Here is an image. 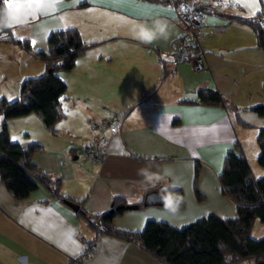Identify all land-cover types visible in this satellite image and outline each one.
<instances>
[{"label": "crops", "instance_id": "crops-1", "mask_svg": "<svg viewBox=\"0 0 264 264\" xmlns=\"http://www.w3.org/2000/svg\"><path fill=\"white\" fill-rule=\"evenodd\" d=\"M28 9L23 16L18 13L26 22L17 23L11 32H16L15 38L25 37L31 49L0 39V55L13 51L18 69L37 71L32 75L45 71L44 60L34 52L47 50L54 30L75 27L89 45L74 67L64 71V78L58 72L66 83L62 108L67 105V112L74 114L66 115L64 110L61 120L70 130H56L51 136L42 133L40 142L27 128L21 140L18 132L12 134L15 123L7 118L12 140L42 143L43 150L32 159L44 171L61 177L60 192L82 200L91 215L108 211L114 196L139 203L110 221L132 231L142 230L149 219L181 228L210 213L235 217L236 203L223 192L219 180L226 152L239 142L252 175H264V166H253L258 164L256 137L264 127V115L251 109L264 103V50L257 45L252 27L237 18L254 17L252 9L244 7L243 0L224 11L204 9L208 69L201 71L170 63L171 42L181 33L171 0H59L47 15ZM156 18L168 21L167 39L145 44L131 37L129 21ZM27 71L20 74L19 83L28 77ZM201 88L217 90L225 103L199 102ZM15 120L34 121L38 128L41 122L44 125L37 112ZM110 125H116L117 131ZM96 131L108 140L102 161L80 149ZM149 165L154 172L169 169L171 176L153 188L138 175V169ZM161 185L182 188L184 205L172 209L140 205L146 192ZM263 234L264 222L256 219L252 236ZM90 244L94 247L86 252ZM259 261L250 256L237 264ZM0 264L165 263L135 242L98 231L40 182L24 199L0 182Z\"/></svg>", "mask_w": 264, "mask_h": 264}, {"label": "trees", "instance_id": "trees-1", "mask_svg": "<svg viewBox=\"0 0 264 264\" xmlns=\"http://www.w3.org/2000/svg\"><path fill=\"white\" fill-rule=\"evenodd\" d=\"M5 6L7 5L0 0V7ZM237 18L252 27L257 45L264 50V30L254 17ZM3 32L8 35L4 40L19 43L27 50L31 49L27 39L20 40L12 35L11 28H4ZM88 46L75 27L52 31L48 37L47 50L34 52L44 60L45 71L39 76L24 78L16 99L9 101L4 96L0 98V112L3 116L7 119L37 112L45 127L54 133L55 124L64 117L59 98L64 97L66 90V83L57 72L71 70L76 58ZM198 94L201 103H225V99L215 89L201 88ZM251 109L264 115V103L254 105ZM256 141L259 146L257 161L264 166V127L259 129ZM41 150L43 145L40 142L22 143L12 140L7 121L3 120L0 123V182L18 199L26 198L40 182L65 203H77L78 214L87 221L91 214L83 209L82 200L63 195L60 192L61 177L44 171L33 161V154ZM198 171L199 163L196 162V175ZM219 180L223 192L236 203L235 217L221 218L210 213L181 228L165 221L149 219L142 230L132 231L110 223L127 204L122 196H114L110 209L94 216L107 227L105 233L139 244L165 264H237L250 256L257 261H264V234L259 238L252 236L255 220L264 222V175L257 178L252 175L239 142L226 152ZM164 186H159V190ZM167 186L169 190L179 194V203L174 208L182 207L184 190ZM196 193L199 198L202 196L197 189ZM87 222L100 231L93 223Z\"/></svg>", "mask_w": 264, "mask_h": 264}, {"label": "built area", "instance_id": "built-area-1", "mask_svg": "<svg viewBox=\"0 0 264 264\" xmlns=\"http://www.w3.org/2000/svg\"><path fill=\"white\" fill-rule=\"evenodd\" d=\"M171 2L178 16L181 33L171 42L170 63L173 66L183 63L197 71L208 69L206 50L203 46L208 32L203 11L207 7L224 11L235 3L233 0L227 2L226 0H171ZM254 19L264 30V2ZM161 61L165 63L163 58ZM110 129L117 131V126L110 125ZM107 143L105 136L96 131L92 134L91 141L83 146V151L87 157L102 161ZM93 247L94 245L90 244L86 252L92 251Z\"/></svg>", "mask_w": 264, "mask_h": 264}, {"label": "clouds", "instance_id": "clouds-1", "mask_svg": "<svg viewBox=\"0 0 264 264\" xmlns=\"http://www.w3.org/2000/svg\"><path fill=\"white\" fill-rule=\"evenodd\" d=\"M46 0H23V3L36 11L43 8ZM19 9L13 5L10 9L8 6L0 7V31L4 28H11L13 23L26 22L22 21L19 16ZM128 30L131 37L137 41L145 44H151L158 39H167L169 35V24L168 21L162 18H156L149 22H137L129 21ZM63 105V103H61ZM59 111V110H58ZM66 115H74L73 113L66 112ZM57 131L70 130V125L65 121H60L55 126ZM138 175L143 178V181L155 188L161 181L165 180L166 177L171 176L169 169H164L163 172L152 171L151 166H145L138 169ZM173 188L176 185H172ZM161 202L167 209L174 208V205L179 203V194L175 191L169 190V187L165 185L161 188Z\"/></svg>", "mask_w": 264, "mask_h": 264}, {"label": "rangeland", "instance_id": "rangeland-1", "mask_svg": "<svg viewBox=\"0 0 264 264\" xmlns=\"http://www.w3.org/2000/svg\"><path fill=\"white\" fill-rule=\"evenodd\" d=\"M203 46L205 48V45L204 44H203ZM1 48L2 49H5L3 47H1ZM12 55H14V54H13V51H11V50H6V53H3V54L0 55V98L2 96H5V98H7L9 101L14 100V99H16L19 96L20 85H21V83H19L20 82L19 81L20 80V74L23 71L24 72L27 71V70L26 71L25 70H20V69H18L19 67L15 66V60L13 58H16V57H13ZM10 58H12L13 61ZM32 68H35V67H32ZM27 72L28 73H26L25 77L26 76H28V77H35V76H39V75L42 74L41 73V74H38V75H32V74H36L37 71H27ZM59 75L63 76V78H64V71H60L59 72ZM63 111H64V109H63ZM10 119H11L10 122L11 121H14V123H15V125H14L15 126V129H14V131H13L12 134H14V135H17L18 134V136H20L21 140H23L22 137H23L24 131H26L27 128L30 130V132H31V134L33 136H35L38 139H40V140H37V139H35V140L40 141V142L43 141L42 140V137H40V136H42L41 135L42 133H43V135L47 133L49 136H51V134L53 133L48 128L44 127V125L42 124V122L39 125L40 128H38V126L36 125V123L34 125V121L32 123H30V124H25L23 122L22 123H19V120H15V119H17V117H15V118L14 117H11ZM62 119H60L59 121H61ZM3 120H6L7 121V119L3 116V113L0 112V122L3 121ZM55 131H56V128H55ZM91 136H92V134H91ZM91 136H90L89 142L91 141ZM88 143H87V141L81 143L80 144V149L83 151V146L85 144H88ZM83 153H84V151H83ZM252 155H253L252 152L248 150V156H250V158H252ZM81 156L82 157H85L84 155H81ZM256 160H257V158H256ZM253 163H254V160H253L252 164ZM255 165L259 166V163L258 164H253L254 168L256 169L257 166H255ZM255 226H256V223H255ZM255 226H254L253 233L256 235L258 232H256Z\"/></svg>", "mask_w": 264, "mask_h": 264}, {"label": "snow or ice", "instance_id": "snow-or-ice-1", "mask_svg": "<svg viewBox=\"0 0 264 264\" xmlns=\"http://www.w3.org/2000/svg\"><path fill=\"white\" fill-rule=\"evenodd\" d=\"M2 2L7 5L10 9L13 7V5H15L18 9L19 12H21L22 16L24 13H27L29 11L28 7L22 2V0H2ZM59 0H46L43 8L41 9L40 14L41 15H47L50 10H52L53 8H55L58 4ZM227 2V0H226ZM234 3H241L242 0H233ZM260 2H264V0H243V6L244 7H248L250 9H252V15H256L257 12L260 11L259 8V3ZM21 18V17H20ZM37 17L35 15H33L32 19H36ZM17 23H13V26L11 28H14V26ZM12 35L15 37L16 36V32L13 31ZM8 35L7 33L0 31V39H7ZM20 40H24L26 39L23 36H19L17 37ZM33 45L36 43L35 40L32 41ZM60 102L63 103L64 101V97H60ZM64 110L67 112V105H64Z\"/></svg>", "mask_w": 264, "mask_h": 264}, {"label": "water", "instance_id": "water-1", "mask_svg": "<svg viewBox=\"0 0 264 264\" xmlns=\"http://www.w3.org/2000/svg\"><path fill=\"white\" fill-rule=\"evenodd\" d=\"M74 210L79 209V205L73 201H66ZM142 204L144 206L148 205H162L161 202V191L159 189H152L145 193ZM139 207V203H127L124 205L125 209H136ZM87 221L93 223L100 231H106L107 227L102 223L100 219H96L94 215L87 217ZM258 264H264V261H259Z\"/></svg>", "mask_w": 264, "mask_h": 264}]
</instances>
